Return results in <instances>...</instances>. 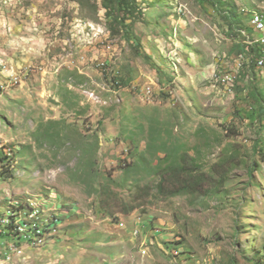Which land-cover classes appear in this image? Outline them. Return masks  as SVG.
<instances>
[{"label": "rangeland", "instance_id": "rangeland-1", "mask_svg": "<svg viewBox=\"0 0 264 264\" xmlns=\"http://www.w3.org/2000/svg\"><path fill=\"white\" fill-rule=\"evenodd\" d=\"M257 14L0 0V264H264Z\"/></svg>", "mask_w": 264, "mask_h": 264}, {"label": "built area", "instance_id": "built-area-1", "mask_svg": "<svg viewBox=\"0 0 264 264\" xmlns=\"http://www.w3.org/2000/svg\"><path fill=\"white\" fill-rule=\"evenodd\" d=\"M252 24L257 30H259L263 34L262 41H264V23H261L260 19L252 18ZM224 80L230 81L231 77L229 75H226L224 77Z\"/></svg>", "mask_w": 264, "mask_h": 264}, {"label": "trees", "instance_id": "trees-1", "mask_svg": "<svg viewBox=\"0 0 264 264\" xmlns=\"http://www.w3.org/2000/svg\"><path fill=\"white\" fill-rule=\"evenodd\" d=\"M255 166H253L251 168V173H253L254 171H258L260 169V166L258 164H254ZM205 184H206V180H204L203 177L199 178L196 182H194V186L195 187H205ZM200 191H201V188H200Z\"/></svg>", "mask_w": 264, "mask_h": 264}, {"label": "bare ground", "instance_id": "bare-ground-1", "mask_svg": "<svg viewBox=\"0 0 264 264\" xmlns=\"http://www.w3.org/2000/svg\"><path fill=\"white\" fill-rule=\"evenodd\" d=\"M255 19H260V22L261 23H264L263 21V19L261 18V16H259L258 14L255 16ZM18 229L19 230H21V231H24V227L23 226H18ZM34 230V229H33ZM39 233H40V230H37ZM33 233V232H32ZM42 233V232H41ZM29 234V233H28ZM26 235V234H25ZM35 235H36V232H35ZM21 236H23V235H21ZM29 236V235H28ZM30 236H31V234H30ZM24 239V238H23ZM41 239V238H40ZM22 240V239H21ZM30 242H31V240H30Z\"/></svg>", "mask_w": 264, "mask_h": 264}]
</instances>
